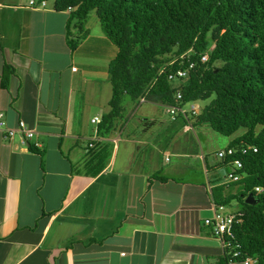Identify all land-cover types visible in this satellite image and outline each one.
I'll list each match as a JSON object with an SVG mask.
<instances>
[{"label": "crops", "instance_id": "crops-1", "mask_svg": "<svg viewBox=\"0 0 264 264\" xmlns=\"http://www.w3.org/2000/svg\"><path fill=\"white\" fill-rule=\"evenodd\" d=\"M46 1L0 0V113L35 130L28 144L0 138V264H220L224 247L205 224L213 188L229 183L217 153L245 131L214 148L208 126L181 128L148 108L136 119L147 102L131 101L101 135L118 50L86 26L72 51L70 12ZM191 132L199 147L178 145Z\"/></svg>", "mask_w": 264, "mask_h": 264}, {"label": "trees", "instance_id": "trees-1", "mask_svg": "<svg viewBox=\"0 0 264 264\" xmlns=\"http://www.w3.org/2000/svg\"><path fill=\"white\" fill-rule=\"evenodd\" d=\"M53 8L70 12L67 42L72 51L88 36L92 12L118 50L108 69L112 98L101 135L125 117L126 98L180 108L211 100L197 116L180 115L173 122L180 120L181 128L208 126L225 137L245 129L228 147L234 154L216 166L228 173L235 160L243 166L238 182L213 188L217 207L234 200L241 205L238 222L225 235L229 245L220 264H227L231 250L264 264V0H53ZM179 70H187V76L171 80ZM232 186L240 189L228 192ZM257 187L263 191L256 192ZM250 194L256 205L245 202Z\"/></svg>", "mask_w": 264, "mask_h": 264}, {"label": "built area", "instance_id": "built-area-1", "mask_svg": "<svg viewBox=\"0 0 264 264\" xmlns=\"http://www.w3.org/2000/svg\"><path fill=\"white\" fill-rule=\"evenodd\" d=\"M47 5V1L41 0H30V6L34 8H44ZM202 62L208 60V55L204 54L201 58ZM192 64L190 67L192 68ZM187 76V70H179L175 75H170V79L174 80L176 78H185ZM181 98V95H178ZM141 102H145L144 99H140ZM166 109V114L169 116L170 121H176L177 117L182 115L186 118L197 116L200 113L201 108L197 105V102H192L187 104L184 108L180 107H164ZM101 118L95 117L92 119V123H100ZM191 123L186 126V129H192ZM20 136L23 144H28L35 137V130L30 128L26 122L23 120L19 121L17 127H10L5 118L4 113H0V138L3 140H10L15 137ZM234 154V150L231 148H226L220 150L217 155L221 160H224L228 155ZM242 163L239 160L234 161V169L228 173L230 177V182H238L241 179V175L238 174V170L242 168ZM263 189L257 187L256 192H262ZM236 213H231L227 210L226 206H216V214L213 219H206L205 224L212 227L214 236L222 243L224 249L229 243H225V235H230L235 223H237ZM231 256L227 264H253L254 260L252 258H241L240 253L234 250L230 252Z\"/></svg>", "mask_w": 264, "mask_h": 264}, {"label": "rangeland", "instance_id": "rangeland-1", "mask_svg": "<svg viewBox=\"0 0 264 264\" xmlns=\"http://www.w3.org/2000/svg\"><path fill=\"white\" fill-rule=\"evenodd\" d=\"M88 28H90L91 30H93V31H100V29L102 30L103 29V27H102V25H101V22L99 21V19H98V17H97V15H96V13L95 12H92L91 14H90V17H89V19H88V22H87V25H86ZM74 32H75V30H73ZM94 33H96V32H94ZM176 83H178V82H176ZM131 102V100L129 99V98H126L125 99V105H127V104H129ZM211 102V100H207V101H198L197 102V105H199V107L200 108H204L206 105H208L209 103ZM131 104V103H130ZM142 106V109H141V111H140V113H138V114H136V119H139V118H141V113H143V111H144V109L145 108H148V109H150V112H152L153 114H154V116L155 117H157L158 119H160L161 121H168V118H169V116L166 114V109L164 108V107H162V106H157V105H154V104H149V103H146V104H142L141 105ZM131 108H133L134 109V105L133 104H131ZM196 131V134L198 135L199 133H197V129H195ZM245 130L244 129H240L237 133H236V135L238 134H242L243 132H244ZM210 132L212 133V134H214V136H215V143H214V148H216V147H222V146H224V145H226L227 143H228V139L230 138V137H225V136H222V135H220V134H218V133H216V132H214V131H212V130H210ZM185 135H187V136H183L182 137V139L181 140H184V142H182V143H180V144H178V145H180L181 147H183V148H187V149H192V148H194V147H196V146H198L199 147V143H198V141H195V139H194V142L193 141H191V135L194 137L195 135H194V133L193 132H191L190 134H185ZM157 137H160L158 140H160V142L163 144V145H166L168 142L166 141V139H165V136H157ZM185 138H188V141L186 142L185 141ZM209 156H208V159L211 161V162H213V160H214V162H215V160L216 161H219V159L217 158V157H211V153L210 154H208ZM214 158V159H213ZM219 175L222 177V179H223V181H226V182H230V177L228 176V170L227 169H225V168H222V169H220L219 171ZM230 190H231V192H237L239 189H240V187L239 186H232V187H230L229 188ZM240 207H241V205L239 204V202H238V200H234V201H232V203L230 204V205H228L226 208H227V210L228 211H230L231 213H232V211H233V213L234 212H236L237 210H239L240 209Z\"/></svg>", "mask_w": 264, "mask_h": 264}, {"label": "water", "instance_id": "water-1", "mask_svg": "<svg viewBox=\"0 0 264 264\" xmlns=\"http://www.w3.org/2000/svg\"><path fill=\"white\" fill-rule=\"evenodd\" d=\"M245 202L250 205H256L258 203V201L256 200V197L252 194L246 197Z\"/></svg>", "mask_w": 264, "mask_h": 264}]
</instances>
